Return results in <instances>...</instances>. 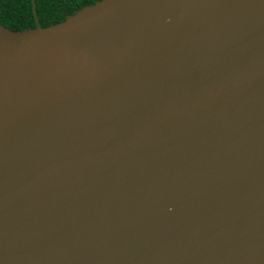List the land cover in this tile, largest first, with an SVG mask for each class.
<instances>
[{
  "label": "water",
  "instance_id": "water-1",
  "mask_svg": "<svg viewBox=\"0 0 264 264\" xmlns=\"http://www.w3.org/2000/svg\"><path fill=\"white\" fill-rule=\"evenodd\" d=\"M0 264H264V0L0 23Z\"/></svg>",
  "mask_w": 264,
  "mask_h": 264
},
{
  "label": "trees",
  "instance_id": "trees-1",
  "mask_svg": "<svg viewBox=\"0 0 264 264\" xmlns=\"http://www.w3.org/2000/svg\"><path fill=\"white\" fill-rule=\"evenodd\" d=\"M0 0V23L12 31L49 27L58 24L81 8L100 0Z\"/></svg>",
  "mask_w": 264,
  "mask_h": 264
}]
</instances>
